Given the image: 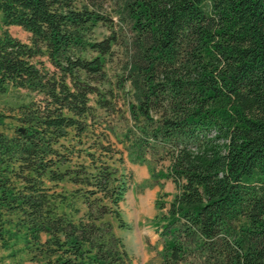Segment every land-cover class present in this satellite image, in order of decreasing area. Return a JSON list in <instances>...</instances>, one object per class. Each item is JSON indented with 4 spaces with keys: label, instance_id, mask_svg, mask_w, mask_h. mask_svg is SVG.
Listing matches in <instances>:
<instances>
[{
    "label": "trees",
    "instance_id": "1",
    "mask_svg": "<svg viewBox=\"0 0 264 264\" xmlns=\"http://www.w3.org/2000/svg\"><path fill=\"white\" fill-rule=\"evenodd\" d=\"M117 16L124 44L99 0H0V248L132 264L116 232L129 161L174 187L152 220L160 264H264V0H121ZM112 44L121 97L104 85Z\"/></svg>",
    "mask_w": 264,
    "mask_h": 264
},
{
    "label": "rangeland",
    "instance_id": "2",
    "mask_svg": "<svg viewBox=\"0 0 264 264\" xmlns=\"http://www.w3.org/2000/svg\"><path fill=\"white\" fill-rule=\"evenodd\" d=\"M121 0H99L100 10L110 19V26L115 34L123 39V44L128 40L131 33L128 30L126 21L118 19L117 11L120 7ZM8 32L21 41H26L28 33L16 25L6 27ZM109 33L108 28L103 24L97 23L93 36L95 39H101ZM123 44H112L111 54L103 56V71L107 79L106 84L113 89L117 96L124 94L128 88V83L123 84V89L115 87L116 81L124 75V67L127 51ZM86 57L96 55L94 52L83 53ZM20 90L19 95L15 92L8 93L7 98L16 101H26L27 94ZM2 103L0 102V108ZM163 167V166H162ZM125 168L131 174L129 188L121 203L123 217L130 224V229L126 231L116 230L121 235L125 248L132 258V264H160L161 241L155 232L152 223L154 215L163 213L166 210L168 202L174 193L173 184L169 179L156 175V170L161 166L150 164H137L126 161ZM160 195L163 201V207L158 208L155 204ZM21 246V242L13 244L7 248H0V264H16L15 260L20 261L18 264H30L22 255L12 256L10 251H15ZM21 257V258H19Z\"/></svg>",
    "mask_w": 264,
    "mask_h": 264
}]
</instances>
